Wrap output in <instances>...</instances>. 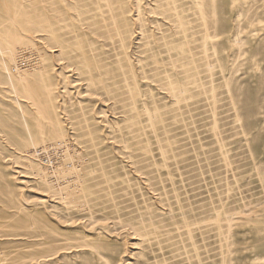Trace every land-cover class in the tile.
<instances>
[{"label": "rangeland", "instance_id": "1", "mask_svg": "<svg viewBox=\"0 0 264 264\" xmlns=\"http://www.w3.org/2000/svg\"><path fill=\"white\" fill-rule=\"evenodd\" d=\"M0 264H264V0H0Z\"/></svg>", "mask_w": 264, "mask_h": 264}, {"label": "bare ground", "instance_id": "2", "mask_svg": "<svg viewBox=\"0 0 264 264\" xmlns=\"http://www.w3.org/2000/svg\"><path fill=\"white\" fill-rule=\"evenodd\" d=\"M92 14V13H91ZM102 15V13L100 12V13H97V12H95V14L93 13V17H94V15L95 16H97V15ZM85 15V14H84ZM83 15V16H84ZM88 16V15H87ZM92 16V15H91ZM87 18V17H86ZM81 19H84V18H81ZM86 23V22H85ZM88 24V23H87ZM84 25V24H83ZM90 25H92L91 23H90ZM90 25H88V26H90ZM60 49V48H59ZM25 58V57H24ZM23 59V58H22ZM20 61H21V59H20ZM85 62V61H84ZM87 62V61H86ZM89 63V62H88ZM88 63H87V65H88ZM122 63V62H121ZM19 64L20 63H17L16 65L17 66H19ZM87 65H85V67L87 66ZM16 66V67H17ZM31 66V65H30ZM82 66H83V64H82ZM89 66H90V63H89ZM94 66V65H93ZM88 67V66H87ZM91 67V66H90ZM120 67H121V78L118 80V83H117V85H116V89H118L119 91H120V93H121V95H123L124 93H125V91H126V88H128V84H127V73H126V71H125V65L124 64H120ZM17 69H19V68H17ZM88 69V68H87ZM90 69V68H89ZM87 72V71H86ZM78 74V73H77ZM88 74H90V76H92L91 75V73H88ZM89 77V76H88ZM98 78V77H97ZM88 79V78H87ZM101 79V78H100ZM92 80H94V79H92ZM96 80H98V79H96ZM89 82V81H88ZM100 83H103V81L102 82H100ZM92 85H94L92 82H91V86ZM180 87H176V86H171V91H172V93L173 94H176V93H178V92H180V89H179ZM106 89H107V87H106ZM181 92H182V90H181ZM51 93V92H50ZM114 94V93H113ZM120 95V96H121ZM124 96V95H123ZM122 97V96H121ZM120 97V98H121ZM123 101V103H124V100H122ZM50 103H52V101H50ZM123 105V104H122ZM127 105V104H126ZM125 107V106H124ZM125 109V108H124ZM59 124H60V121H59ZM60 128H61V126H60ZM167 142V141H166ZM168 143V142H167ZM62 145V144H61ZM162 151V153H165V149H163V150H161ZM73 164V163H72ZM73 166V165H72ZM64 176V175H63ZM78 176V175H77ZM67 177V176H66ZM75 177V176H74ZM73 177V178H74ZM68 179V178H67ZM77 179V178H76ZM78 181V180H77ZM76 181V183L78 184V182ZM72 182V181H71ZM71 182H69V183H71ZM72 184H73V182H72ZM75 184V183H74ZM76 184V185H77ZM60 187V186H59ZM61 187H63V186H61ZM63 196V195H62ZM61 197V196H60ZM59 197V198H60ZM64 197V196H63ZM66 197V196H65ZM61 201V200H60ZM66 246V245H65ZM80 246V245H79ZM67 248H69V247H67ZM65 249V248H64ZM59 252V251H58ZM178 252V251H177ZM56 253V252H55ZM46 255V254H45ZM44 255V256H45ZM41 256V255H40ZM47 256H48V254H47Z\"/></svg>", "mask_w": 264, "mask_h": 264}]
</instances>
